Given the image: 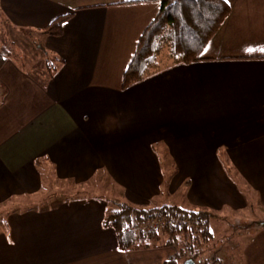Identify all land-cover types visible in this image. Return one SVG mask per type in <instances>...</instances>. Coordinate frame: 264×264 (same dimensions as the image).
Listing matches in <instances>:
<instances>
[{
    "label": "crops",
    "instance_id": "0c3cea01",
    "mask_svg": "<svg viewBox=\"0 0 264 264\" xmlns=\"http://www.w3.org/2000/svg\"><path fill=\"white\" fill-rule=\"evenodd\" d=\"M225 4L200 61L158 64L122 89L156 0H0V22L43 37L53 64L40 78L8 59L0 70V264L167 253L118 252L102 227L110 202L155 208L186 186L187 210L245 208L220 149L264 207V0ZM63 17L59 37L42 33ZM154 148L177 165L167 184Z\"/></svg>",
    "mask_w": 264,
    "mask_h": 264
},
{
    "label": "trees",
    "instance_id": "16d2710c",
    "mask_svg": "<svg viewBox=\"0 0 264 264\" xmlns=\"http://www.w3.org/2000/svg\"><path fill=\"white\" fill-rule=\"evenodd\" d=\"M160 10L153 22L138 39L136 51L122 77V89L143 80L161 64L159 55L167 52L166 64H190L200 61L208 43L229 16V7L222 0H161ZM68 18H59L42 30L44 35L59 37ZM6 59L0 56V70ZM102 227L116 235L117 251L128 253L154 248L160 236H167L164 245L178 248L165 264H195L204 253L211 234L209 221L215 216L206 211L181 209L177 206L159 208L137 207L110 202ZM170 224L162 230L148 227L154 220ZM193 220L194 224L175 222ZM263 226L264 222L258 223ZM146 227L148 228L146 230ZM135 229V230H134ZM162 233V234H161ZM189 252V258H184ZM200 261V260H199ZM206 262V261H204ZM200 264H203L202 261ZM212 264H222L212 259Z\"/></svg>",
    "mask_w": 264,
    "mask_h": 264
},
{
    "label": "rangeland",
    "instance_id": "374dc122",
    "mask_svg": "<svg viewBox=\"0 0 264 264\" xmlns=\"http://www.w3.org/2000/svg\"><path fill=\"white\" fill-rule=\"evenodd\" d=\"M42 42L43 37L40 35L19 32L4 26L0 22V56L6 60L18 63L32 76L39 78L42 70L46 71L48 67L50 70L53 67V64L50 63V58L41 49ZM166 56L167 52L164 49L158 58L160 63L165 62ZM154 151L158 155L160 167L167 184L176 174L177 165L168 156L167 150L154 148ZM226 154V150L220 149L218 152L219 160L223 165L224 171L242 191L241 193L246 194L247 205L245 208L236 210L226 209L219 216H215L214 219L209 221L211 236L207 241V246L203 248L204 253L201 255V260H197L195 264H200L201 261L203 264H212L214 257L217 261H221L222 264H264V230H258L261 227L258 223L264 222V207L260 206L257 197L245 188L244 181L238 176ZM186 192L187 187L184 186L177 193L171 194L167 200L164 197L163 199L155 200L152 205L155 208L171 205L186 209L189 207L184 200ZM75 193V191H68V194L74 195ZM28 202L25 201L22 205H29L30 203ZM5 207L7 208L8 206ZM166 238L167 236L165 235L160 236L158 241L154 243V248L151 249H160L167 253H162V251L160 253L157 251L152 252L145 259H141L138 264H165L171 254L177 253L178 248H168L164 245ZM182 259L181 257L179 260L181 264ZM164 260L166 261L163 262ZM135 261L132 257H123L120 262L118 261L115 264H135Z\"/></svg>",
    "mask_w": 264,
    "mask_h": 264
},
{
    "label": "built area",
    "instance_id": "2783aa9c",
    "mask_svg": "<svg viewBox=\"0 0 264 264\" xmlns=\"http://www.w3.org/2000/svg\"><path fill=\"white\" fill-rule=\"evenodd\" d=\"M183 222H185V223H187V224H194V221L193 220H185V221H183V220H179L178 222H175L174 223V225H179L180 223H183ZM170 224V222L169 221H164V220H162V219H157V220H154V221H152L151 223H150V225L148 226V227H151V228H153V229H156V230H163V229H165L168 225ZM148 228L146 227V230H147ZM135 230V229H134ZM189 252H187L186 251V253H185V255H184V258H189Z\"/></svg>",
    "mask_w": 264,
    "mask_h": 264
},
{
    "label": "snow or ice",
    "instance_id": "6c2138e0",
    "mask_svg": "<svg viewBox=\"0 0 264 264\" xmlns=\"http://www.w3.org/2000/svg\"><path fill=\"white\" fill-rule=\"evenodd\" d=\"M156 2H157V3H160L161 0H156ZM172 2H173V3H176V0H172ZM225 2H227V0H225ZM262 50H264V49H262Z\"/></svg>",
    "mask_w": 264,
    "mask_h": 264
},
{
    "label": "water",
    "instance_id": "95a60500",
    "mask_svg": "<svg viewBox=\"0 0 264 264\" xmlns=\"http://www.w3.org/2000/svg\"><path fill=\"white\" fill-rule=\"evenodd\" d=\"M263 226H264V224H263Z\"/></svg>",
    "mask_w": 264,
    "mask_h": 264
}]
</instances>
